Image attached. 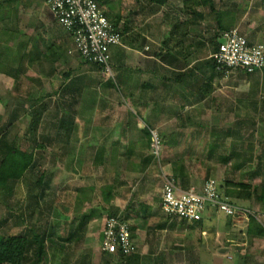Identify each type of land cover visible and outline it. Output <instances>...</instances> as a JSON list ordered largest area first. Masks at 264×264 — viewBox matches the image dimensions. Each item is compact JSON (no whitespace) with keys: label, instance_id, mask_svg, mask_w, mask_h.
<instances>
[{"label":"rangeland","instance_id":"374dc122","mask_svg":"<svg viewBox=\"0 0 264 264\" xmlns=\"http://www.w3.org/2000/svg\"><path fill=\"white\" fill-rule=\"evenodd\" d=\"M32 1L40 14L29 13L28 23L16 8L5 12L4 20L17 15L28 24L24 34L33 30L37 36L42 33L40 16L55 18L45 0ZM107 1L112 15L125 19L122 27L140 43L167 39L176 44L174 54L184 53L190 43V69L184 71L190 72V85L184 88L190 91V111L166 110L168 118L161 115L165 112L140 108L127 99L115 58L112 74H106L71 51L68 71L75 64L81 77L74 88L68 86L62 101L39 102L27 86L11 90L0 82V171L5 147L33 156L21 179L0 183V237L40 235V262L34 245L25 264H125L101 257L106 219L121 214L136 225L145 224L153 238L154 227L178 224L158 232L163 239L151 237L152 260L141 264H264V70L219 76L205 65L224 30L239 28L248 39L264 43V0ZM56 28L75 49L64 28L59 23ZM117 49L123 62L126 51ZM172 96L171 91L168 98ZM146 97V88L136 96L149 101ZM14 156L20 159L16 152ZM166 178L197 191L206 180H216L223 184L222 195L227 193L248 216L240 213L234 219L209 210L200 224L170 218L160 209ZM203 230L211 241L214 232L218 238L210 252ZM219 247L230 253L218 256V263L213 251Z\"/></svg>","mask_w":264,"mask_h":264},{"label":"crops","instance_id":"0c3cea01","mask_svg":"<svg viewBox=\"0 0 264 264\" xmlns=\"http://www.w3.org/2000/svg\"><path fill=\"white\" fill-rule=\"evenodd\" d=\"M18 1L19 0L0 1V55H3L2 57H4L0 58V64L2 65V67L0 66V82L11 86V90L13 89L12 87H16L18 85H21L23 88L27 86L29 88V94L33 93L34 98L32 99L39 102L48 99L62 101L61 97L65 98L63 93L67 92L66 89L68 86H73L74 88L77 82L79 83L77 77H81V75H78L77 73V65L75 64H71L68 71V51H71L74 54L77 53V51L72 48V45L70 47V45L67 44V36L60 33L56 28V23H58L56 19L55 21H48L42 18V16L37 15L38 17L40 16L38 23L39 27H41L40 31L42 33L34 36L33 30L30 29L31 32L28 33L29 35H25L23 30H27L28 24H26V22L31 18L29 13L33 12L32 14H34V12H36V14H40V12H38L39 7L38 5L36 6L32 0H23L20 7L18 6L19 9H17L16 4ZM97 1L105 11L108 18L120 29L123 35L122 45L115 46V48L112 47L111 49V61L113 65L112 59L115 58L113 66H115V68H119L120 70L122 68L121 71H123L124 87L126 89L125 94L127 99L132 103L136 102L140 108H144L148 111L154 110V112L156 111L155 113L159 114L165 112L166 110L170 111L171 109L177 111H184L187 109L190 111V91H184V88L187 87L188 89V86L190 85V72L184 73L185 69H190V64H187L190 62L188 58V55H190V43L186 45L185 52L182 54H174L172 49H176V44L175 42H171V45H169L166 41L167 39L164 40L161 38L160 40L158 39V41H152L154 42L152 43L144 38L141 40L142 43H140L139 39L132 36L133 32L131 30H126L127 26L122 27L123 25L121 24V21L125 22V19H122L120 15H112L110 8L106 5V2H108L107 0ZM13 8H16V13H18V11L21 12V15L19 13L18 16H26L24 20L26 22H19L17 15L15 17L12 16V20L10 21L12 23L4 20L8 15L5 14V12H8ZM21 30L23 32H21ZM249 41L253 44L262 43L252 39H249ZM218 42L216 43L214 51L217 48ZM153 44L156 46H153ZM116 47L122 48V52L123 50L126 51L125 54L123 52L121 56L123 62H121V60L118 61V49ZM151 50L152 52H150ZM214 51L210 54V57ZM176 52L178 51L176 50L175 53ZM165 53H169L171 56H166ZM153 55L155 57H151ZM182 55H184L183 58L185 60L181 57ZM10 56L12 57L9 59ZM152 58H155V62L151 61ZM205 65L206 68L210 69V73L212 75L214 72L211 60ZM168 73L170 74V77L166 75ZM145 77L148 78L147 81L144 80ZM169 85H171L169 87L171 89L168 90ZM143 88H146L148 96L146 99L150 97L149 101H144L141 98L139 100L136 98V96L141 93ZM171 91L173 92V96L168 98ZM18 92L19 91L16 90L13 95H17ZM14 100H18V98L15 96ZM184 101L187 107H185ZM161 115L168 118L171 117V114L167 115L166 112ZM163 116L161 117L163 118ZM176 117L179 118L180 116L176 115ZM222 188L223 184H221V189ZM211 217L213 216H209L207 218L209 219ZM131 223L132 235L139 251L138 254L127 259H123L125 260V264H141L148 262L147 260H152L150 258L152 256L148 253L151 241L154 238L159 237L158 232L162 234L163 232L169 231L171 226L176 227L178 225L177 223L176 225L175 222L174 224L173 222H169V224L154 227L155 232L153 238L151 234L148 235L145 224L136 225L134 221ZM104 226L102 228L101 241L103 239ZM250 228V230H252V227ZM171 229L173 230V228ZM241 233L244 235V229H241ZM207 234L208 231L203 230L202 235L207 241H209L208 251L210 252L218 244V238L215 237L216 233L214 232L211 241L210 238L206 237ZM160 238L163 239L162 235L158 239ZM223 252L230 253V249L219 247V249H217V253L213 251L215 258L213 259L219 263L218 258L222 257V254H224ZM101 257L104 258V262L110 263L111 261L113 262L114 259L121 260L107 254H101ZM221 260L222 259H220V261Z\"/></svg>","mask_w":264,"mask_h":264},{"label":"built area","instance_id":"2783aa9c","mask_svg":"<svg viewBox=\"0 0 264 264\" xmlns=\"http://www.w3.org/2000/svg\"><path fill=\"white\" fill-rule=\"evenodd\" d=\"M6 1V0H0ZM47 7L72 38L75 50L88 64L112 74L111 49L121 46L123 35L108 18L97 0H46ZM210 59L219 76H228L234 71L252 75L264 70V43L253 44L240 31L232 28L222 32L217 48ZM155 147L160 141L154 135ZM162 211L170 218L187 223H200L209 210L227 217L238 218L240 213L248 216L243 207H238L222 195L216 180L208 179L200 190H184L171 178H166L161 201ZM102 251L113 257H130L138 254L131 222L121 214L106 219Z\"/></svg>","mask_w":264,"mask_h":264},{"label":"trees","instance_id":"16d2710c","mask_svg":"<svg viewBox=\"0 0 264 264\" xmlns=\"http://www.w3.org/2000/svg\"><path fill=\"white\" fill-rule=\"evenodd\" d=\"M155 2L157 1L155 0ZM204 2L210 3L211 0H205ZM220 28H222L221 25ZM212 68H213V72L216 74L213 63H212ZM5 148H6L5 154L4 152L2 153L3 159L1 165L2 169L0 171V183H7L10 180L21 179L33 163L32 153L31 154L27 152L22 153L16 151L15 149H13V147H5ZM15 152L20 156L19 160H17V157L14 156ZM226 195H227L226 197H229L227 193ZM259 232L262 233V231ZM34 245L38 246L37 255H38V261L40 262L44 254V246L40 243V235H37L35 233V235L31 239L27 236L0 237V264H25V262L28 261V252L30 248ZM117 258L123 260L129 257L119 256Z\"/></svg>","mask_w":264,"mask_h":264}]
</instances>
